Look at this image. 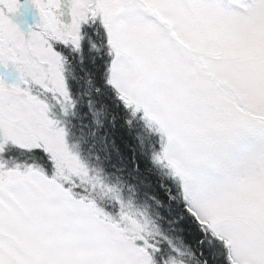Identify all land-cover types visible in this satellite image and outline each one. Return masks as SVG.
Listing matches in <instances>:
<instances>
[{"label":"snow or ice","instance_id":"snow-or-ice-1","mask_svg":"<svg viewBox=\"0 0 264 264\" xmlns=\"http://www.w3.org/2000/svg\"><path fill=\"white\" fill-rule=\"evenodd\" d=\"M30 3L0 0V264H264V0Z\"/></svg>","mask_w":264,"mask_h":264},{"label":"rangeland","instance_id":"rangeland-1","mask_svg":"<svg viewBox=\"0 0 264 264\" xmlns=\"http://www.w3.org/2000/svg\"><path fill=\"white\" fill-rule=\"evenodd\" d=\"M21 4L24 6L21 8L22 10H20L21 14L13 17V20L14 22L19 24L21 30L27 31L28 25L34 26L38 22L39 17L37 11L31 5L30 0ZM24 12H26V14ZM27 14L30 16V19L34 20L35 18L36 20L32 22L29 20V22H26L25 19L28 18ZM0 80H2L3 83L7 85H12L17 82V73L15 72V69L11 64L8 66V69L0 68Z\"/></svg>","mask_w":264,"mask_h":264}]
</instances>
